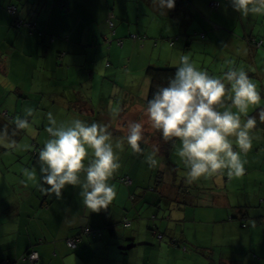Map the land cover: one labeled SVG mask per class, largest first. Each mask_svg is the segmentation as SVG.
Masks as SVG:
<instances>
[{
    "label": "crops",
    "instance_id": "0c3cea01",
    "mask_svg": "<svg viewBox=\"0 0 264 264\" xmlns=\"http://www.w3.org/2000/svg\"><path fill=\"white\" fill-rule=\"evenodd\" d=\"M208 1L191 0L195 4L190 9L192 17L199 18L200 15L195 14H199L205 4L208 6ZM30 2L37 5L38 1L0 0L4 7L15 5L19 19L34 23L45 33L41 40L30 33L27 26L15 23L14 26L13 17L0 7V69L10 74L12 69L30 67V79L17 82L2 73L0 99L6 95L8 99L16 95L45 94L59 109L71 111L87 124L108 125L109 131L120 133L117 139L126 136L129 121L142 122L147 143L142 142L141 147L146 151L153 145L159 147L158 165L155 173L150 172L141 166L143 155L131 151L120 153L121 167L109 181L117 195L106 210L91 212L83 204L79 187L66 186L59 199L55 194L45 195L37 187L38 176L31 183L24 169L14 166L22 164L21 160L28 161L24 156L28 147L21 143L18 132L11 138L16 140V148L23 150L13 152L14 149L0 146L1 163L3 155L13 154V158L0 167V264L4 261H12L11 264H171L176 261L178 264H264V223L253 216L259 215V211L248 209L252 203L264 205V162H258V166L254 156V165L250 166L252 163L247 157L242 176L228 178L225 174L222 184L203 180L194 182V188L187 187L184 173L177 174L176 168L169 167L170 164L176 167L171 157L176 143L169 155L170 141L163 149L165 140L147 119L145 98L149 78L145 68L150 64L160 66L152 60L160 59L153 58V52L159 54L163 50L162 33L175 29L172 23L163 24L156 32L161 34H154L159 10L152 0H50L43 3L40 0L27 11L26 5ZM19 5L24 6L19 9ZM89 11L90 20L82 25L80 20ZM109 13L112 26L107 22ZM181 24L185 26L187 22ZM131 34L141 36L133 38ZM166 37L167 41L173 39L172 44L168 41L170 46L179 38L176 33ZM255 41L258 47L264 43V39ZM162 61L166 63L163 66L176 62L172 54ZM140 92L141 99L137 98ZM260 108L264 107L251 108L249 115L256 117L252 130L262 132L264 122L259 120ZM11 118L13 120V116ZM5 122L8 121L0 117V130ZM8 129L11 136L12 127L8 125ZM113 145L115 149V143ZM35 163L25 162L23 167L31 169ZM6 165H13L14 169ZM124 176L129 178L128 182L120 180ZM249 183H261L252 201L249 194L243 192ZM191 198L197 202L189 214L187 207ZM161 200L169 204L174 201L170 206L173 211L166 213L164 205L161 209ZM152 206L158 210L153 212ZM196 210L205 212L206 218L197 219ZM148 218L156 221L151 223ZM200 219L206 220L196 223L201 222ZM125 220L130 224L124 225ZM85 228L95 231L88 233ZM155 232L175 238V244L167 240L162 243ZM71 236L77 237L74 249L66 244ZM154 238L159 241L156 247ZM189 244L194 251L186 252ZM28 248L38 252L34 263L19 259Z\"/></svg>",
    "mask_w": 264,
    "mask_h": 264
},
{
    "label": "clouds",
    "instance_id": "9594fccd",
    "mask_svg": "<svg viewBox=\"0 0 264 264\" xmlns=\"http://www.w3.org/2000/svg\"><path fill=\"white\" fill-rule=\"evenodd\" d=\"M152 3L164 15L175 7V0ZM231 6L243 16L264 15V0H231ZM261 100L257 85L245 70L230 67L221 79L198 69L189 56L182 55L168 85L158 86L147 100L145 113L151 127L166 142L179 140L177 155L185 166L188 184L201 179L222 184L225 174L232 178L245 172L242 154L246 156L252 147L251 130L256 125V117L250 116L249 110L259 106ZM33 115L34 109L27 108L24 118L15 117L11 136L6 124L0 130V146L18 147L11 137L19 130H28L35 136L36 130L28 119ZM258 116L264 122V108H260ZM47 121L49 138L37 159V187L45 195L55 194L59 199L66 186L79 187L83 204L91 212H100L117 195L109 181L121 167L120 153L125 143L133 153L143 155L150 168L158 165L159 147L153 145L150 151L141 147L142 142L147 143L142 122L129 121L126 136L115 141L114 149L113 133L106 124H87L80 119L58 122L52 112L47 114ZM25 174L29 181L37 180L35 166L25 169Z\"/></svg>",
    "mask_w": 264,
    "mask_h": 264
},
{
    "label": "rangeland",
    "instance_id": "374dc122",
    "mask_svg": "<svg viewBox=\"0 0 264 264\" xmlns=\"http://www.w3.org/2000/svg\"><path fill=\"white\" fill-rule=\"evenodd\" d=\"M30 1H35V0H30ZM37 1H38L37 2L38 5L40 0ZM49 1L50 0H41L42 3ZM199 1L201 3L203 2V0H199ZM218 1L220 2L218 8H210L205 4L203 10L199 9V14H195L196 17H199L198 15H200V17L197 19H195V17H192L193 13L190 12V9L195 6V4L191 2V0H175V7L173 9H169V11L166 13L167 15H164L160 11H158L159 14L156 15L157 20L154 24L155 27H153L154 34H161L156 32H158V30L161 27H163V24L172 23L175 29L169 32L162 33L163 37L161 38L160 44H163V48H162L163 50H161V52L159 51V54L156 51L153 52L154 54L153 58H160V59L157 61L156 59H152V60L155 62V64L163 66L166 63L163 62L162 59L166 58V56H168L169 54H172V57L176 62H172L171 64H177L179 66L180 57L182 55H187L189 56L190 61L194 63V65L198 69L206 70L209 73V75L221 79L223 78V74L230 67L243 69L249 74L250 79L253 80V82L257 85V89L260 91V93H262L261 95L262 100L259 106L264 107V43H261V45L258 47L253 42V39L254 40L264 39V15L249 14L247 16H243L233 10L231 6V0H218ZM37 5L36 4L34 5L31 2L28 3L26 5L27 11H29V9L33 7H36ZM23 6L24 5H19V9H22ZM184 9L186 10V12L184 11ZM152 12L154 13L153 10ZM153 13H150V15ZM69 15H72V13ZM90 15H92L91 11H89V14H87L85 17H83L80 20V23L82 25H86L90 20ZM182 21H185V23L187 22V25L182 26L181 24ZM157 25L159 26L156 27ZM150 32H152V27L150 29ZM201 32L204 33L203 37H200ZM175 33L178 34L179 38L176 39L174 44L170 46L168 44V41L166 40L167 38L166 36ZM104 46L105 48H107L106 47L107 44H105ZM133 64L134 61L131 62V67L133 66ZM171 64L170 66H173ZM3 71L4 70L0 69V77H2ZM29 72H30V67L27 66V69L20 68L17 71L15 69H12L10 70V74H4V73L3 74L4 77H10L11 79L13 78L14 81L17 82V81H21L22 79H30ZM11 79L10 81L12 82ZM141 96L142 93L140 92L137 98L141 99ZM7 97L8 96L6 95L4 96V98L0 99V112L5 111L8 115L13 116V119L17 116L24 118L25 109L27 108L34 109V115L32 117H28V119L30 121L32 128L36 130L37 134L33 136L28 131L25 132V130L24 131L19 130L21 143L26 144L28 147L24 152L25 153L24 156L27 158L28 161L21 160L22 164L17 163L14 166L21 167V169H24L25 171L26 169L25 165L23 167V164L25 162H29L31 164L32 162L36 161L35 167L37 171V176L39 177V170L37 164L38 155H35L33 153V148L35 146V143L37 145H44L45 141L49 138L46 132V127L48 126L47 114L49 112H52L58 122H65V123L70 122L73 119L81 120V118H78L76 114H73L69 110L68 111L65 110V108L63 107L59 109L56 106V104L51 101V99L46 98L45 94L35 96L33 93H31L29 95L28 94L16 95L14 98L12 97L7 99ZM250 111L251 109L249 110V112ZM10 120H12V118ZM97 120L98 117H96L95 121ZM22 135L24 136L22 137ZM251 135L253 136L252 147L246 156L242 154V158L245 159L249 157L252 163L250 166H253L254 165L253 159L255 156L257 157L256 159L257 165L260 166L258 162H264V131L260 132V131L251 130ZM118 136H121L120 133L113 132V136H112L113 143H115ZM32 140H34L33 141L34 143L32 142ZM174 143H176V146L174 147L175 149L173 150L174 152L171 157L174 159L176 167L173 164H170L169 167L176 168L175 172L177 171V174L182 175L184 173V176H186L185 166L181 161V159L179 158V156L177 155V150L180 147V142L179 140H176ZM174 143L170 141V147L168 149L169 155H170V151L173 149ZM234 148H236L235 143H234ZM21 150L23 149L15 148L13 152H17ZM236 150L239 149L236 148ZM130 151L132 152L131 148H129L126 144L124 147L123 155L126 154V152H130ZM2 157H3V163H1L0 160L1 168H3L4 165L8 162L7 161L8 159L13 158V154L10 153L5 154ZM9 166H13V165H6V167ZM141 166L144 169L148 168L150 172H154V173L156 172V167L150 168L148 164L145 163L144 161L141 163ZM32 168L33 167H31V169ZM12 170L10 171L12 172ZM152 176L153 179L156 177L154 174ZM203 180L204 179H201L199 181H203ZM199 181L198 183H200ZM30 182L34 183V181H30ZM185 185L187 187L194 188L195 184L194 183L188 184L186 182ZM260 185L261 183H257V184L249 183V185L244 188L243 192L244 194L248 193L252 201L253 199H255L254 192L256 191L258 192V190H260ZM234 197L237 198L236 195ZM184 200L185 198L183 197L182 201L184 202ZM191 200L192 201L188 203V207H187V213L189 214L194 211L193 207L197 202L195 198L194 199L191 198ZM172 204H174V201H172L171 204H169V201L161 200L160 208L163 209L161 205H164L167 208L165 211L167 213L173 211V209L170 207L172 206ZM248 209H250L251 211H259L260 212L259 215H253V216H258L257 219L260 221V223H264V205L252 203L251 207ZM152 210L153 212H156V210L158 209L152 206ZM152 213H149V215H151ZM204 213L205 212H199V210H196V218L197 219L206 218ZM251 217L252 216L249 215V219H251ZM149 220L151 223L153 222V220L156 221L155 218L152 219L148 218V221ZM200 220L201 222L197 221L196 223H202L206 219H200ZM143 223H145L144 218H143ZM189 223H193V221H190ZM162 234H163V239L161 240L163 241L162 243L166 242V240L169 241L168 235H166L163 232ZM154 240L156 242L155 243V247H156L159 241L157 238H154ZM163 247L165 246L163 245ZM194 249L195 248L189 244L187 245L186 252H191L192 250L194 251ZM171 264H178V261L172 262Z\"/></svg>",
    "mask_w": 264,
    "mask_h": 264
},
{
    "label": "trees",
    "instance_id": "16d2710c",
    "mask_svg": "<svg viewBox=\"0 0 264 264\" xmlns=\"http://www.w3.org/2000/svg\"><path fill=\"white\" fill-rule=\"evenodd\" d=\"M211 2H217V4H215V5H211L210 3ZM207 5H208V7H210V8H218L219 7V5H220V2L218 1V0H209L208 2H207ZM8 6H11L10 4L9 5H7V6H5L4 7V5L2 4V3H0V7H3V8H5L8 12H9V10H8ZM12 6H14V12L13 13H11V12H9V14L13 17V25H14V23L16 24V21H18V20H20V22H19V24H16V25H19V26H22V25H25V26H27L28 28H29V32L30 33H35L36 34V36L39 38V39H41V40H43V38H44V31H42V30H40V29H37L36 28V26H35V24L34 23H32V22H30V21H25L24 19H19L17 16H16V6L15 5H13L12 4ZM15 26V25H14ZM134 35H136V37L137 36H141V35H138V34H134ZM204 36V33L203 32H201V34H200V37H203ZM48 37H50V35H48ZM120 41L122 42V40L120 39ZM169 42L170 41H173V39H169L168 40ZM253 42L254 43H257V41H255V40H253ZM176 68L177 67H173V66H155V65H148L146 68H145V74L148 76V78H149V87H148V91H147V94H146V98H145V105L147 106V100L148 99H151V97H152V95L157 91V87L158 86H167L168 85V82H169V79L170 78H172L174 75H175V70H176ZM0 115H1V117H4L3 115H2V112H0ZM5 118V117H4ZM6 119V118H5ZM6 121H8V122H5V125L7 124V125H9V126H11L12 127V129L15 127H13L12 125H14L13 123L11 124V121L12 120H9V119H6ZM3 123V122H2ZM157 131V130H156ZM160 135H161V133L159 132V131H157ZM166 142V141H165ZM164 142V143H165ZM167 143H168V141L165 143V144H163V149L166 147V145H167ZM41 149V147H38V145L36 146L35 145V147L33 148V153L35 154V155H38V152H39V150ZM94 230V229H93ZM157 232H155V234H156ZM161 233V232H160ZM171 239V238H170ZM169 239V240H170ZM162 240V239H161ZM32 250H34L33 248H28L20 257H19V259L20 260H22V261H29V262H31V263H34L36 260H34V261H31V260H29L27 257H22V256H27L28 255V253L30 252V251H32ZM22 257V258H21ZM11 262L12 261H4L3 262V264H11Z\"/></svg>",
    "mask_w": 264,
    "mask_h": 264
},
{
    "label": "built area",
    "instance_id": "2783aa9c",
    "mask_svg": "<svg viewBox=\"0 0 264 264\" xmlns=\"http://www.w3.org/2000/svg\"><path fill=\"white\" fill-rule=\"evenodd\" d=\"M210 4H211V5H215V4H217V2H211ZM7 8H8V10H9V12H11V13L14 12V6L11 5V6H8ZM111 17H112V14L109 13V15H108V17H107V22H108V24H109L110 26L113 25V22H112V20H111ZM19 22H20V20L16 21V24H19ZM131 36H132L133 38L136 37V35H134V34H131ZM117 41H118L119 43L121 42L120 39H118ZM172 42H173V41H170V44H172ZM2 115H3L6 119H9V120L11 119V116L8 115L5 111L2 112ZM120 180H121L122 182H128V181H129V178L126 177V176H124V177H121ZM241 223H242V225H244V222H241ZM123 224L127 226V225L130 224V222H129L128 220H125V221L123 222ZM84 231L89 233V232H91V231H95V230L85 228ZM156 236H157L158 239H163V234L160 233V232H157V233H156ZM169 241L172 242L173 244H175V242H176V241H175V238H171ZM66 244H67V246H68L69 248H71V249L76 248V246H77V237H73V236L68 237V238L66 239ZM22 257H23V258H24V257H27L29 260L34 261V260H36V259L38 258V252H37L36 250H32V251H30V252L28 253L27 256H22ZM22 257H21V258H22Z\"/></svg>",
    "mask_w": 264,
    "mask_h": 264
}]
</instances>
